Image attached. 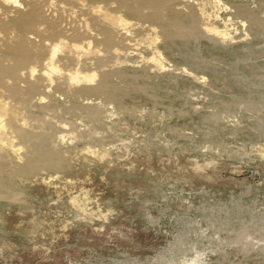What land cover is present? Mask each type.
I'll return each mask as SVG.
<instances>
[{
  "label": "rangeland",
  "instance_id": "374dc122",
  "mask_svg": "<svg viewBox=\"0 0 264 264\" xmlns=\"http://www.w3.org/2000/svg\"><path fill=\"white\" fill-rule=\"evenodd\" d=\"M47 1L98 31L78 1ZM204 1L220 26L235 15L213 0H167L163 19L124 8L136 40L94 41L104 64L81 60L101 70L106 93H84L98 105L57 92L62 108L30 107L36 155L0 156V264H264V2L225 0L261 19L235 15L233 41L196 29ZM148 21L165 33L162 69Z\"/></svg>",
  "mask_w": 264,
  "mask_h": 264
},
{
  "label": "bare ground",
  "instance_id": "6f19581e",
  "mask_svg": "<svg viewBox=\"0 0 264 264\" xmlns=\"http://www.w3.org/2000/svg\"><path fill=\"white\" fill-rule=\"evenodd\" d=\"M77 1L84 5L88 12L94 14L93 20L95 27L98 28L97 32L89 28L88 20L76 22L75 17L73 19L68 17L64 9L52 8L47 0H0V156L23 158L25 153L36 155L34 143L38 138L37 128L30 125L29 114L32 111L30 107L38 106L43 111H56L62 108L64 103H58L57 92L66 94L69 100L84 107L98 105L95 102H85L84 99L89 96L84 93H106V84L100 78L101 70L82 68L80 65L83 57L101 52L102 49L93 42L98 41L107 51L119 53L120 45H128L136 40L130 35L132 20L127 16L124 8L143 17L163 19V8L167 2V0H156L157 3L153 5L151 0H140L137 5L130 6L125 0H117L119 6L113 8L109 3L114 4L115 0H72L71 6H75ZM198 5L199 17L198 20L196 17V29L202 34L211 33L218 40H233L234 34L232 35L230 24L235 15L247 12L244 11V4L213 0L216 8L221 5L225 8H235L233 17L223 18L224 26L215 23L216 17L218 19L220 17L216 10L214 13H208V2L204 1ZM248 11L252 13L249 12L246 17L238 15L242 17L243 25L245 22H249L252 26L261 23V19L253 14L252 10L248 9ZM201 18H203L202 23L199 22ZM147 24L150 31L141 39L152 49L150 59L154 65L161 68L168 60L158 45L164 30L158 29L153 21H148ZM44 29L49 32L45 33ZM45 39H50L51 42L44 41ZM93 57L104 64L103 57L96 55ZM68 60L72 61V65L63 63ZM116 60V63L125 61L120 60L119 57ZM80 84L88 85L77 88L76 86ZM42 86H49L46 88L48 93L42 89ZM52 86L53 90H50ZM46 97L51 99L43 103ZM107 103L113 102L108 99ZM45 115L37 113L36 119L40 120V116ZM65 136L64 133L59 135V140H63Z\"/></svg>",
  "mask_w": 264,
  "mask_h": 264
}]
</instances>
